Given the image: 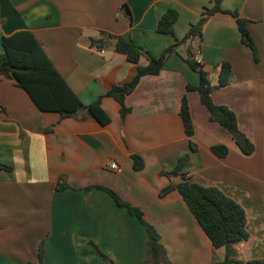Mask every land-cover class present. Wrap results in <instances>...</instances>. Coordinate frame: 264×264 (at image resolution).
Here are the masks:
<instances>
[{
  "label": "crops",
  "instance_id": "1",
  "mask_svg": "<svg viewBox=\"0 0 264 264\" xmlns=\"http://www.w3.org/2000/svg\"><path fill=\"white\" fill-rule=\"evenodd\" d=\"M210 0H0L1 35L26 29L84 104L100 97L110 118L61 117L40 111L15 80L0 76V264H148L143 226L98 186L114 191L140 209L159 235L166 259L161 264H211L225 248L214 247L177 190L174 170L203 186H215L245 212L246 240L234 243L244 261L264 259V0H222L236 10L257 49V60L241 43L236 20L215 13L206 20L200 41L180 44L157 74L139 78L125 95L130 111L120 117L119 103L106 93L128 83L138 63L114 50L109 35L128 36L158 56L182 39ZM176 11L173 35L156 31L158 18ZM198 48L212 84L220 64H230L228 84L211 91L212 101L236 115L238 128L253 144L244 154L231 135L210 121L196 90L199 75L186 58ZM188 104L193 133L187 136L179 114ZM224 145L223 157L211 147ZM132 155L142 166L133 167ZM114 163L116 168H109ZM163 259V257H162ZM245 264V263H244Z\"/></svg>",
  "mask_w": 264,
  "mask_h": 264
},
{
  "label": "trees",
  "instance_id": "2",
  "mask_svg": "<svg viewBox=\"0 0 264 264\" xmlns=\"http://www.w3.org/2000/svg\"><path fill=\"white\" fill-rule=\"evenodd\" d=\"M221 3L222 0H210V6L203 8L201 16L195 23L189 25L185 36L182 39H175L158 56L152 55L128 36L109 35L115 40L114 50L124 54L128 61L137 64L141 55H145L148 59L147 65H137L136 74L131 81L122 85H114L106 93L119 103L121 118L130 111V108L124 104V97L132 90L139 78L146 74H157L167 56L175 52L180 44L193 41L194 38H196L198 43L206 20L215 13H228L235 18L241 43L251 50L253 59L257 60V49L246 27L247 20L240 17L236 10L223 9ZM176 16L177 13L173 9L165 11L157 20L156 31L173 35V24ZM1 44L3 51L0 53V76L14 79L15 85L28 94L40 111H54L59 113L61 117L79 119L93 117L101 125L109 123L110 118L100 105V97L91 103L84 104L58 72L47 56L42 44L31 31L21 29L8 35H1ZM186 62L199 75L198 84L195 86L187 84L186 89L198 92L201 104L208 111L209 120L221 125L231 135L242 153L250 154L253 151V144L238 128L235 113L225 105L214 103L210 95L213 89L228 84L231 70L229 62L223 61L220 64L216 84L211 83L207 73L203 70L201 64L196 63L193 55L188 56ZM179 114L186 135H192L193 126L185 96L181 99ZM211 151L217 156L223 157L227 152V148L220 144L211 147ZM131 158L133 167L135 169L141 168L142 161L139 156L132 155ZM187 158V154L182 155L178 158L174 170L166 172L167 175L179 174L182 181L168 185L160 194L164 195L171 189L177 190L212 245L225 248L223 259L211 264H264V259L244 261L236 256V251L233 247L234 243L246 240L248 237L245 229L246 218L244 209L232 198L226 196L219 188L203 186L186 179L181 172V167ZM0 170L9 171L11 167L0 163ZM98 187L106 191L117 205L124 206L143 226L146 237L145 263L161 264L162 260L166 259V256L159 243V235L143 219L140 209L124 202L111 189L102 186ZM43 252L42 241H40L37 247L38 261L35 264H42ZM25 264L33 263L26 262Z\"/></svg>",
  "mask_w": 264,
  "mask_h": 264
},
{
  "label": "built area",
  "instance_id": "3",
  "mask_svg": "<svg viewBox=\"0 0 264 264\" xmlns=\"http://www.w3.org/2000/svg\"><path fill=\"white\" fill-rule=\"evenodd\" d=\"M193 58L196 61V63L201 64L200 53H199L198 48L196 49L195 53L193 54ZM109 168L114 169V168H116V165L114 163H110Z\"/></svg>",
  "mask_w": 264,
  "mask_h": 264
},
{
  "label": "rangeland",
  "instance_id": "4",
  "mask_svg": "<svg viewBox=\"0 0 264 264\" xmlns=\"http://www.w3.org/2000/svg\"><path fill=\"white\" fill-rule=\"evenodd\" d=\"M164 260V259H163Z\"/></svg>",
  "mask_w": 264,
  "mask_h": 264
}]
</instances>
